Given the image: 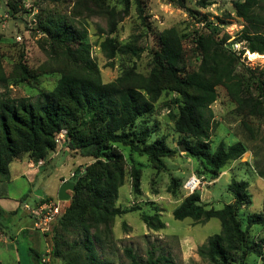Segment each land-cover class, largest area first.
Listing matches in <instances>:
<instances>
[{
    "label": "trees",
    "instance_id": "1",
    "mask_svg": "<svg viewBox=\"0 0 264 264\" xmlns=\"http://www.w3.org/2000/svg\"><path fill=\"white\" fill-rule=\"evenodd\" d=\"M175 1L183 6L181 0ZM233 7L236 16L245 22L239 32L238 40L244 43L239 54L226 47L228 36L221 33L218 26L208 24L206 30L192 33L191 41L200 61L189 68L182 46L186 34L171 27L158 34V48L152 52L146 74L132 67L109 82L101 80L90 56V45L85 41V30H78L63 20L42 25L51 48L59 50L65 63L54 86L40 88L33 100L0 98V173L8 179L10 163L21 154L34 162L42 160L55 149V136L61 129L65 130L68 147L94 159L84 167L82 174L75 169L74 189L64 202L63 214L50 220L43 232L52 264L59 255L67 264H110L99 258L95 243L101 242V234H110L116 215L139 209L114 204L125 174L120 146L144 156L154 168L164 170V158L175 152L162 135L154 136L156 128L148 124L163 91L177 95L166 106L173 130L184 135L187 154L202 161L213 176L227 161L241 157L246 151L241 141L220 145L213 151L209 144L210 105L217 98V86L224 87L236 103V111L242 115L241 124L248 131L252 132L245 121L247 117L264 120V79L255 78L256 93L248 96L245 76L237 70L239 55L244 50L264 55V0H235ZM100 47L109 59L116 53L137 57L141 52L131 41L119 43L114 37H106ZM18 74L21 80L36 78L24 64L18 65ZM188 137L192 140H187ZM130 175L133 191L138 194L139 169L132 168ZM258 175L264 177V167L258 170ZM247 187V181L232 178L227 189L234 202L220 208H207L200 202L199 193L193 192L172 210L175 219L205 222L217 218L220 221V232L197 247V254L209 264H227L231 253L237 251H241L242 256L246 251L259 256L264 264V241L247 245L245 231L236 216L239 206L250 201ZM140 218L150 229L164 227L158 211H141ZM89 220L101 223L103 229L95 227L91 233L92 224L86 223ZM252 225L264 227V200L261 211L246 217V228ZM60 229L81 234L73 238L66 251L60 247ZM124 253L129 264L159 263L151 253L144 261L130 247H125ZM33 254L34 262H41L39 253Z\"/></svg>",
    "mask_w": 264,
    "mask_h": 264
},
{
    "label": "rangeland",
    "instance_id": "2",
    "mask_svg": "<svg viewBox=\"0 0 264 264\" xmlns=\"http://www.w3.org/2000/svg\"><path fill=\"white\" fill-rule=\"evenodd\" d=\"M181 1L182 7L175 0H0V98L28 97L33 100L40 88L51 89L54 86L65 60L58 49L51 48L46 31L42 28L44 23L52 20H63L78 30H85L90 56L103 82L113 80L132 67L136 72L146 74L152 52L158 48V34L171 27L180 34H186L182 39V46L184 61L189 68L195 67L200 61L191 41L192 33L206 30L208 24L218 26L220 32L228 36L226 47L240 53L244 43L238 40L239 32L245 22L235 14V0ZM106 37H114L119 43L131 41L141 48V52L137 57L116 53L109 59L100 47ZM247 52L249 51L244 50L239 55L237 70L245 76L246 95L252 96L256 93L255 78L264 79V55ZM19 64H24L36 78L21 80L18 74ZM216 90L217 98L210 105V150L241 141L246 146V151L241 157L227 161L218 174L213 176L202 161L187 154L183 145L184 135L173 130L166 106L177 95L171 91H163L155 102L152 121L148 124L156 128L154 136L162 135L165 143L175 149V152L164 158V170L154 168L144 156L120 146L125 174L123 183L117 189L114 204L120 207L138 206L139 209L113 218L110 234H101V242L95 243L99 258L110 264H129L124 248L130 247L142 261L151 253L154 258L159 259L158 264H209L197 254V247L209 236L220 232V221L217 218H210L205 222H194L190 218L175 219L172 210L193 192L199 193L200 202L207 208H220L226 203L234 202L227 189L232 178L248 182L246 191L250 201L239 206L236 212L241 228L245 231L246 244L264 241V227L252 225L246 228L247 215L261 211L264 200V177L258 175V170L264 167V120L247 117L245 121L252 132L248 131L241 124L242 115L236 111V103L228 96L224 87L217 86ZM187 140L191 141L192 138L188 137ZM55 142V149L38 161L41 162V170L37 171L39 176L36 180H32L29 171V161L32 160L26 154L16 157L9 165L10 180L0 173V195H7L10 197L8 202H13V199H18L23 193L36 189L38 193L47 194L42 195L43 198L58 200L57 191L61 184L59 178L64 177L65 180L74 182L71 172L79 167L84 171V167L94 159L68 147L65 132L57 133ZM132 168L139 169L138 194L132 188ZM22 169L24 176L20 174ZM191 177L199 180V185L193 191L186 188ZM58 202L60 216L63 214L65 201ZM2 210L1 234L5 235V230L17 232L24 218L13 215L7 208ZM141 211H158L164 227L156 230L148 228L140 218ZM86 223L92 224L89 228L91 233L95 227L97 230L103 229L101 223L95 224L90 220ZM59 234L63 251L67 250L73 238L81 237L80 233L73 234L71 229H60ZM15 238L12 248L0 241L2 264H36L32 250L42 251L44 241L36 244L21 233L15 234ZM49 254L50 251L47 250L43 254L45 256L41 255V262L38 264H50ZM241 256V251L231 253L227 264H261L259 256L247 251L243 258ZM53 264H67V260L59 255Z\"/></svg>",
    "mask_w": 264,
    "mask_h": 264
},
{
    "label": "crops",
    "instance_id": "3",
    "mask_svg": "<svg viewBox=\"0 0 264 264\" xmlns=\"http://www.w3.org/2000/svg\"><path fill=\"white\" fill-rule=\"evenodd\" d=\"M39 163H41V162H38V164L35 165L32 161H29V164H31V166H30L31 168H29V171H30V175H31L32 180H36V178L39 176L38 172H37V171L41 170V167H39L41 164H39ZM20 174L22 176L25 175L23 169L20 171ZM41 177H42V175H41ZM65 179L66 178H64V177L59 178V184ZM8 180H10V178ZM35 190L36 189H34L32 192L29 191L28 193H23L18 199H15V200L13 199V202H8V201H10V197H8L7 195H5V194L0 195V207L7 208L9 210V212H12L13 215L27 219V221H25L24 219L21 221V223H23V224L19 225V227L17 228V232H15V233H12L9 230H7V231L5 230V233H4L5 235H2L0 232V241L6 243V245L8 247L12 248L14 242L16 241L15 234H20V233L25 235L30 241H33L36 244H38L40 241L43 240L44 246H43L42 251H38L35 249L32 250L33 252L39 253V255L41 257V255L45 256L43 254H45V252L47 250L49 251L47 242H46L44 235H43L44 231H40L39 229H37L35 227L34 222L30 216L28 209L24 206V204H27L28 206L34 205L35 203H37L38 201H40L43 198L42 195L47 196V194L38 193ZM7 203H10V204H7ZM33 257H34V254H33ZM15 260H16L15 262H18V259H15ZM1 264H2V262H1Z\"/></svg>",
    "mask_w": 264,
    "mask_h": 264
},
{
    "label": "built area",
    "instance_id": "4",
    "mask_svg": "<svg viewBox=\"0 0 264 264\" xmlns=\"http://www.w3.org/2000/svg\"><path fill=\"white\" fill-rule=\"evenodd\" d=\"M59 132L60 134H63L65 130L61 129ZM77 171L79 173H82V167H79ZM75 174V170L71 172L72 176H74ZM198 185L199 180L195 177H191L186 183V188H188L190 191H193L195 188H197ZM24 206L28 209L35 227L40 231H45L47 229L49 221L57 217L60 212L58 200H51L47 198H42L34 205L28 206L27 204H24ZM42 261H45V259H42Z\"/></svg>",
    "mask_w": 264,
    "mask_h": 264
},
{
    "label": "water",
    "instance_id": "5",
    "mask_svg": "<svg viewBox=\"0 0 264 264\" xmlns=\"http://www.w3.org/2000/svg\"><path fill=\"white\" fill-rule=\"evenodd\" d=\"M74 189V182L71 180H64L61 182L59 189L57 191V199L60 201H66L69 199L70 195L67 190Z\"/></svg>",
    "mask_w": 264,
    "mask_h": 264
},
{
    "label": "bare ground",
    "instance_id": "6",
    "mask_svg": "<svg viewBox=\"0 0 264 264\" xmlns=\"http://www.w3.org/2000/svg\"><path fill=\"white\" fill-rule=\"evenodd\" d=\"M248 53V52H247Z\"/></svg>",
    "mask_w": 264,
    "mask_h": 264
}]
</instances>
